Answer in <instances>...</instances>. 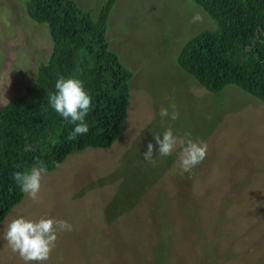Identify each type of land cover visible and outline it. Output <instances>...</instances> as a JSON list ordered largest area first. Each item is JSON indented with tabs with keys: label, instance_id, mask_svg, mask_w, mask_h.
<instances>
[{
	"label": "rangeland",
	"instance_id": "374dc122",
	"mask_svg": "<svg viewBox=\"0 0 264 264\" xmlns=\"http://www.w3.org/2000/svg\"><path fill=\"white\" fill-rule=\"evenodd\" d=\"M96 19L107 0H76ZM204 23L193 24L195 11ZM215 20L193 0H118L109 17L111 49L133 71L120 137L73 153L42 181L40 202L26 194L0 224V264H24L3 239L25 215L52 216L58 234L43 264H264V104L234 84L214 92L177 62L183 46ZM53 43L29 18L25 0H0V104L35 80ZM179 118L161 117V107ZM171 127L207 143L205 159L180 167L143 152L152 132Z\"/></svg>",
	"mask_w": 264,
	"mask_h": 264
},
{
	"label": "trees",
	"instance_id": "16d2710c",
	"mask_svg": "<svg viewBox=\"0 0 264 264\" xmlns=\"http://www.w3.org/2000/svg\"><path fill=\"white\" fill-rule=\"evenodd\" d=\"M117 1L107 0L95 19L76 0H25L29 18L48 25L53 47L25 91L0 104V224L24 195L12 179L14 171L29 169L40 159L47 173L53 172L71 154L88 146L108 147L120 137L131 103L133 71L107 38ZM193 1L217 28L190 39L177 55L178 64L210 91L234 84L264 104V0ZM61 75L83 80L93 97L86 117L89 131L74 140L67 137L75 125L47 99ZM26 142L35 150L24 152Z\"/></svg>",
	"mask_w": 264,
	"mask_h": 264
},
{
	"label": "clouds",
	"instance_id": "9594fccd",
	"mask_svg": "<svg viewBox=\"0 0 264 264\" xmlns=\"http://www.w3.org/2000/svg\"><path fill=\"white\" fill-rule=\"evenodd\" d=\"M191 23H204L202 10L194 12ZM47 99L51 108L57 114L75 125L67 137L68 140H74L77 136L88 133L89 125L86 117L93 107V97L83 80L61 75L55 83V91L48 93ZM171 107L173 109L171 113H169L168 107H161L160 116L169 117L171 120L178 119L179 112L176 110V106L172 105ZM152 135L155 144L152 142L147 144V150L143 152V158L153 166L156 164L154 159L156 154L160 157L170 156L177 150L178 146L180 148L178 159L183 171H190L195 168L207 155V143L202 140H193L191 133H185L184 137L181 138L169 127L163 134L152 132ZM34 150L31 143H25L24 152ZM47 171L46 162L37 159L31 168L17 170L12 173V179L20 191L24 193L23 198L26 194L31 200L40 202L42 181ZM72 229L73 226L68 221L52 216H41L38 219H33L20 215L6 225L3 239L6 240L11 251L19 255L24 264H43V262L50 259L51 253L56 247L58 234Z\"/></svg>",
	"mask_w": 264,
	"mask_h": 264
}]
</instances>
